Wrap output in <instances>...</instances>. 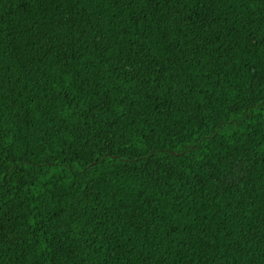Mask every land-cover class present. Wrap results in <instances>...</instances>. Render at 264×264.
Returning <instances> with one entry per match:
<instances>
[{
    "label": "trees",
    "instance_id": "1",
    "mask_svg": "<svg viewBox=\"0 0 264 264\" xmlns=\"http://www.w3.org/2000/svg\"><path fill=\"white\" fill-rule=\"evenodd\" d=\"M0 264H264V0H0Z\"/></svg>",
    "mask_w": 264,
    "mask_h": 264
}]
</instances>
